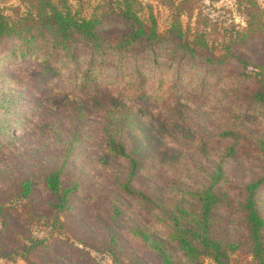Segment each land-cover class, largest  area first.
<instances>
[{"label":"trees","instance_id":"16d2710c","mask_svg":"<svg viewBox=\"0 0 264 264\" xmlns=\"http://www.w3.org/2000/svg\"><path fill=\"white\" fill-rule=\"evenodd\" d=\"M26 1L35 11L14 18L0 5V68L30 63V76L46 93L38 134L67 138L68 147L52 158L55 164L41 180L29 174L14 181L10 198L32 201L42 185L51 198L50 219L65 225L80 198L79 179L64 182L66 161L96 123L107 140L96 165L110 180L109 217L128 220L127 242L142 245L158 264H203V257L233 264L241 251L249 257L241 264H264V61L253 64L237 52L264 36L258 1L240 0L245 27L221 34L208 18L195 28L184 26V14L198 10L202 17L199 0H166L172 18L164 32L152 12L141 15L139 0H115L111 12L123 26L115 42L104 35L98 15L77 19L52 0ZM231 61L242 70L225 71ZM250 65L263 71L249 74ZM112 70L114 81L100 93L99 81ZM121 70L127 72L117 76ZM17 101L0 96V141L13 137L17 116L8 119L5 112L7 102ZM243 153L249 162L234 193L231 164L244 163ZM152 164L172 176L168 187L141 180ZM13 203L0 201V247L12 245L26 264H98L91 251L119 261L120 231L106 227L99 234L83 224L74 234L82 247L63 245L77 257L60 255L32 235L31 225H21L27 203Z\"/></svg>","mask_w":264,"mask_h":264},{"label":"rangeland","instance_id":"374dc122","mask_svg":"<svg viewBox=\"0 0 264 264\" xmlns=\"http://www.w3.org/2000/svg\"><path fill=\"white\" fill-rule=\"evenodd\" d=\"M52 1L55 4L57 3L63 10L68 7L71 14L77 19L98 15L99 20L102 21L100 22V28L106 38L112 42H115L116 36L122 31L123 26L117 20L118 16H115V12H111V5L114 4L115 0ZM139 1L144 9L141 15L148 17V14L152 12L157 19L159 31H166L172 18V12L168 7L167 1ZM257 1L264 9V0ZM38 3L36 1L33 5ZM197 4L201 10L202 17H197L198 10L195 11L192 17L184 14L182 21L185 27L191 26L195 28L196 23H202L207 18L217 23L221 34L229 33L234 29L241 30L246 25V17L240 0H199ZM0 5L4 14L12 18L25 16L29 11H35V8L31 6L32 4L26 0H0ZM106 12L110 14L105 16ZM32 14L35 15L36 12ZM245 46L237 50L240 57L253 64H256L258 60L264 61L263 35L260 37L258 35L253 37V40H248ZM109 64L106 66L108 68L112 67ZM241 65L239 62L231 61L225 71L230 73L240 72L242 70ZM31 68L30 63L24 60L11 61L0 68V96L5 95L7 98L17 97L18 99L16 105L11 102L6 104L9 108L5 112L7 118L17 117H15V125L12 126L14 133L10 142L0 141V184H2L1 187L3 188L0 201L9 198L14 201V205L27 203L24 212L20 213L23 221L21 225L27 223V226L31 225L32 235L35 238L43 239L44 246H47L48 250L57 249L60 255L77 257L75 250L72 249V254L68 253L63 245L70 249L74 247L73 245L81 248L82 246L76 241L74 234H80L78 230L82 229L83 224H85L89 228H96L94 231L99 234H104L107 230L105 229L106 227L110 231L111 228L118 230V232L120 231L119 237L123 241V245L117 247L116 252L119 261H114L108 252L97 253L91 251V255L98 264H141V261H145L148 264H158V258L142 245L137 242L126 241L127 234L125 231L129 226L128 220L126 223L123 218L116 221L110 220V213L107 208V193L111 191L110 180L105 171L96 165L98 158L106 148L107 140L104 135L98 134L96 131L99 130L96 123L87 126L81 139L77 141L74 149L72 148L70 158L66 161L64 182L71 184L72 181L79 179L80 185L77 192L80 198L76 211L68 216L65 225H60L54 219H50L49 216L53 212L49 204L51 198L45 193L42 185H39L36 189L32 201L27 202L25 199L17 197L10 198V195L15 192L17 187L14 181L22 180L29 174L39 176L41 180L43 172L47 170L48 166L52 167L55 164L54 161H51L52 158L56 157L62 149H67L68 147L67 138L59 140L58 136L51 137L38 134L36 125L37 122L44 120L42 106H44L43 100L46 93L36 87V80L30 76ZM260 71L262 72L263 69ZM260 71L255 69L253 65L246 67V72L249 74H255ZM120 72H127V70L117 71V76ZM115 74L116 72L113 71V73L106 75V78L99 81L97 86L100 87V93H103L106 84H112ZM66 82H63L64 85ZM15 107H17V112H13ZM19 113L21 115H18ZM247 154L243 153L241 156L244 163L231 164L230 171L232 172L231 180L234 193L238 191L242 177L245 174V164L249 162H245ZM59 161L62 162L63 159L57 160V162ZM148 172L149 174L143 175L141 180L145 178L147 182L161 188L168 187L171 184L169 181L173 180L172 176L161 167L156 166V164L150 165ZM141 180L139 181L142 182ZM60 218L64 220L63 214L60 215ZM14 251L15 249L12 245H8L7 248L0 247V264H26V261L19 253L13 254L15 253ZM245 259H249V257L247 258V253L244 251L236 253L231 258L233 264H241ZM202 260L203 264H217L210 257H203ZM53 263L62 264L58 260Z\"/></svg>","mask_w":264,"mask_h":264}]
</instances>
